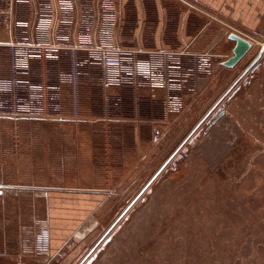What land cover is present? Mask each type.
Wrapping results in <instances>:
<instances>
[{"label": "rangeland", "instance_id": "374dc122", "mask_svg": "<svg viewBox=\"0 0 264 264\" xmlns=\"http://www.w3.org/2000/svg\"><path fill=\"white\" fill-rule=\"evenodd\" d=\"M61 1L0 0V77L12 67L3 45L51 37L49 12ZM100 1L74 7L76 22L85 13L88 27L109 29L98 42L118 16ZM199 16L195 64L182 61L184 76L195 75L182 82L178 110L163 89L104 92L83 79L76 114L63 87L62 118L0 117V264H264V28L242 36L252 47L226 68L225 20ZM67 61L31 60L26 76L55 82Z\"/></svg>", "mask_w": 264, "mask_h": 264}, {"label": "built area", "instance_id": "2783aa9c", "mask_svg": "<svg viewBox=\"0 0 264 264\" xmlns=\"http://www.w3.org/2000/svg\"><path fill=\"white\" fill-rule=\"evenodd\" d=\"M74 7L75 0H63L51 7L49 14L55 25L51 37L34 40L22 35L3 45L11 50L12 67L8 78L0 77V117L62 118L63 87L69 89L72 113L76 114L83 79L104 92L123 87L144 91L163 89L171 111L179 109L182 82L195 75L182 73L181 52L118 47L109 33L98 42L100 30L109 29L88 27L85 13L79 14L80 22H76ZM63 53L67 54L68 61L55 82L34 81L26 76L31 60L56 62ZM207 60L199 58L198 62ZM198 67L192 72L197 73ZM108 105L117 107L119 103L110 99Z\"/></svg>", "mask_w": 264, "mask_h": 264}, {"label": "crops", "instance_id": "0c3cea01", "mask_svg": "<svg viewBox=\"0 0 264 264\" xmlns=\"http://www.w3.org/2000/svg\"><path fill=\"white\" fill-rule=\"evenodd\" d=\"M106 3L118 15L110 28L118 47L181 52V63L192 67L198 54L192 47L199 37V12L222 17L228 34L249 37L264 28V0H101L98 9ZM121 29L127 32L123 42L116 35ZM213 141L219 143V136Z\"/></svg>", "mask_w": 264, "mask_h": 264}, {"label": "water", "instance_id": "95a60500", "mask_svg": "<svg viewBox=\"0 0 264 264\" xmlns=\"http://www.w3.org/2000/svg\"><path fill=\"white\" fill-rule=\"evenodd\" d=\"M227 38L234 42V47L232 48V54L227 59L221 62L222 66L226 68H232L236 64L240 62V60L246 55V53L252 47L251 43L242 37L241 35L231 32L227 35ZM260 54L256 56V58L249 64V66L239 75V77L234 81V83L216 100V102L212 105L209 111L201 118V120L197 123V125L193 128L191 133L186 137V139L179 145V147L170 155V157L164 162V164L160 167V169L156 172V174L149 180V182L145 185V187L141 190V192L129 203L126 209L130 208V206L135 202V200L139 197V195L150 185V183L158 176V174L164 169V167L170 162V160L175 156V154L179 151L182 145L187 141V139L198 129V127L204 122L207 116L219 105V103L224 99V97L229 93V91L234 87V85L254 66V64L258 61ZM224 111L221 110L218 114V118L223 115ZM118 218L116 219L117 222ZM115 222V223H116ZM114 223V224H115ZM113 224V225H114ZM112 225V226H113ZM110 227V229L112 228ZM90 260L87 261L86 264H89Z\"/></svg>", "mask_w": 264, "mask_h": 264}, {"label": "bare ground", "instance_id": "6f19581e", "mask_svg": "<svg viewBox=\"0 0 264 264\" xmlns=\"http://www.w3.org/2000/svg\"><path fill=\"white\" fill-rule=\"evenodd\" d=\"M234 47V46H233ZM264 49V46H262V50Z\"/></svg>", "mask_w": 264, "mask_h": 264}, {"label": "trees", "instance_id": "16d2710c", "mask_svg": "<svg viewBox=\"0 0 264 264\" xmlns=\"http://www.w3.org/2000/svg\"><path fill=\"white\" fill-rule=\"evenodd\" d=\"M114 100V99H113ZM116 101V100H115ZM119 106H120V104H119Z\"/></svg>", "mask_w": 264, "mask_h": 264}, {"label": "flooded vegetation", "instance_id": "af4514ba", "mask_svg": "<svg viewBox=\"0 0 264 264\" xmlns=\"http://www.w3.org/2000/svg\"><path fill=\"white\" fill-rule=\"evenodd\" d=\"M215 102H216V101H215ZM215 102H214V103H215ZM214 103H213V104H214Z\"/></svg>", "mask_w": 264, "mask_h": 264}]
</instances>
